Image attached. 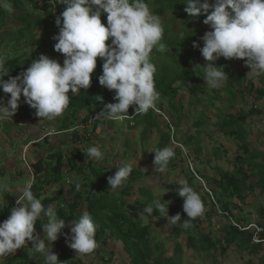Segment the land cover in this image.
<instances>
[{"label":"clouds","instance_id":"1","mask_svg":"<svg viewBox=\"0 0 264 264\" xmlns=\"http://www.w3.org/2000/svg\"><path fill=\"white\" fill-rule=\"evenodd\" d=\"M49 2L54 8L56 0H49ZM59 3L66 7L56 17L55 23L59 31L53 39L56 41L54 50L64 56L63 64L61 65L57 59L41 54L19 75L11 76L6 80L4 77L10 72L5 66V59L0 57V89L5 94H10L6 103H0V115L13 117L23 96L24 103L34 109V115L41 120L53 121L61 117L69 107V93L76 94L80 90L87 91L91 87L92 75L97 68L99 58L103 61L102 74L98 77L99 84L109 91L114 90L116 102L103 104L97 116L113 121L128 122V127L132 129L137 127H133L136 117L147 114L149 110L153 111V116L156 118L159 119L162 116L168 121L162 111L164 108L157 109L156 102L160 94L156 89L154 74L158 66L151 62V55L154 51L161 53L167 51L164 42L166 38L163 39L164 23L162 25L160 18L153 14L146 0H59ZM183 3L186 5L184 11L190 19L203 15L205 16L203 23L210 26V30L203 33L204 29L201 30L197 25L188 22L192 32L194 29L196 33L199 32L198 40L203 41L202 47L199 42L193 41V47L199 49L207 62L203 64L204 74L202 75L207 86L219 89L223 87L228 77L223 66L216 64L221 57L226 60L242 59L245 66L250 68L249 72L257 76L264 75V0H214V2L212 0H184ZM0 9L12 11L7 0H0ZM103 14H107L106 24L101 19ZM169 23L171 21L166 26ZM175 27L170 32L171 36L181 37L182 28L176 30ZM202 27L204 28L205 25ZM109 40L110 43H108ZM161 61L163 65H168L165 59ZM172 63V68L175 69L177 63L176 61ZM98 98L103 103V97L98 96ZM130 106H134L135 112L129 113ZM78 123L68 132L72 133L77 130ZM168 123L170 127H173L170 121ZM59 132L67 133L61 129ZM56 133L58 132H53V134ZM48 134L51 135V132L49 131ZM48 137L46 136L44 140L48 141ZM172 137L173 135L171 140ZM40 141L42 139H37L34 143ZM124 150L127 151L126 148ZM84 152L87 157L86 162L96 161L102 166H105L103 162L108 164L103 161L104 152L98 146H91ZM152 152L155 153L153 163L159 172L164 171L175 157V151L170 147ZM186 156L190 160L188 164L190 174L206 191L210 201V209L205 214L200 195L184 181H180V188L176 190L184 200L183 210L188 217L182 223L180 214L172 211L173 216H169L168 207L166 208L158 200L154 202V206L146 204L151 200L152 194L150 193L145 192L147 196L144 200L138 198L130 204L137 202L138 205H142V214L146 213L149 216H153L154 213L155 215L165 214L162 217H168V221L171 218L174 234H178V224L183 229H189L191 224L188 221L204 214L202 217L204 221L210 218L213 221L216 216L227 221L226 224L230 227L252 234L253 244L264 243V238L261 237L264 228L259 222L249 223L248 219L244 222L238 221L234 217L235 213L233 215L223 209L218 203V197L215 198L213 189L208 185V183L212 184L211 181L216 178L211 179L204 176L195 168L189 154ZM61 160L63 157L58 162H61L64 172L69 173L74 182L68 181V184L76 185L79 190V183L82 182L84 176H77V171L73 173L74 170H71L72 173L69 172V167L67 168ZM258 161H263V159ZM139 169L131 163H125L117 166L116 172L111 170L112 175L108 177V183L112 194L129 177L135 178L133 172ZM244 169L246 170V167ZM248 170L256 171L255 168L247 167ZM252 172L248 171L249 174ZM34 174L32 181L29 179L22 193L17 195L10 216L0 222V257L14 255L18 249L25 248L31 242L35 252L42 255L44 264H60L58 254L52 251V243L59 239L66 224L64 219L58 217L54 205L50 204L45 207L42 201L34 195L32 191ZM79 177H83L81 181H78ZM252 178L257 180L256 176ZM252 178H249L247 183L255 182ZM208 179L211 181L209 182ZM132 187L133 185L123 187L121 194L125 189ZM0 193L14 192L8 185L0 183ZM208 211L211 212L210 218L207 217ZM38 220L45 221L42 222L43 236H40L39 231L35 229ZM97 228V223L88 212H84L72 223L71 236L66 242L71 249L75 250L77 256L91 254L95 251L98 246L95 238ZM199 245H201L200 241ZM29 255L31 256L32 253L30 252Z\"/></svg>","mask_w":264,"mask_h":264},{"label":"rangeland","instance_id":"2","mask_svg":"<svg viewBox=\"0 0 264 264\" xmlns=\"http://www.w3.org/2000/svg\"><path fill=\"white\" fill-rule=\"evenodd\" d=\"M43 4L44 2L41 1L39 6ZM148 4L153 14L160 18L162 25L164 23L166 26L171 21L177 30L181 29L183 24H185L184 20L178 18L171 9H167L163 16H159L155 13L158 4L154 3V0H148ZM11 7L12 11L8 12L9 17L4 24L0 25V57L6 59L9 56L20 55L23 52H27L28 55L35 57L41 49L38 46L28 48L27 45L30 42L25 37L22 38V47L15 53L17 41L14 39V34L24 25L17 17L22 14L23 10L12 5ZM25 8L32 16L44 13L41 9L35 10L30 4H25ZM54 13L57 14L56 11H53L52 14L54 15ZM104 16L106 17L107 14L102 15V20ZM12 17L16 18L12 19ZM172 18L180 20L174 22ZM209 30L210 26L207 25L204 27L203 33ZM31 31L38 38L42 33V28L31 27L29 33ZM30 41L32 42V40ZM202 46L203 41H201ZM198 52H194L191 46L187 49L186 56L191 57L188 67L194 71L203 68V64L207 63L201 52ZM155 53L156 51L153 52V55ZM24 59L26 60L24 62L26 63V69L32 62L28 60L29 57H25ZM164 59L167 61L168 67L171 68L173 63L171 61L170 50L163 53L158 52L152 62L160 68L162 66L161 60ZM227 65L232 69L234 79L237 74L246 70L245 63L242 60L232 59ZM248 77L253 78L256 83L259 82V76L251 72H248ZM205 83L204 78L199 80L200 85L203 86ZM225 85L226 80L220 89H212L206 85L205 90L199 88L193 91L190 88L184 89L180 83H177L175 86L179 90L175 102H177L179 108L178 114L169 106V98L160 96L156 102L157 109L160 108L159 103H162L164 105L162 111L168 118V121L173 124V122L179 119L176 126L175 124H171L173 127L169 126L170 124L165 117L161 116L158 119L155 116L153 118L140 116L137 120L140 122L144 119V122L143 124L140 123L141 125L135 129L129 128L128 122L115 121L113 126H110L111 122L103 121L93 131L92 126L95 124V121L91 120L89 110H86L84 112V119H87V122L84 123L80 119L81 121L78 123L79 128L77 130H81L80 135L82 137L80 141H74L71 132H59L64 114L53 121L23 115L21 113L24 103L22 96L18 110L13 117L0 115V183L8 185L12 192H14L8 194L0 193V210L5 202L15 204L17 195L22 193L23 187L27 184L28 180L32 181V175L35 173L32 165L33 162L36 163L37 160L42 159L45 166L50 169L63 157L61 161L68 168L70 167L68 156L73 158L74 148L80 147L81 152H83V149L87 150L91 146H98L104 152V158H108V164L103 163L110 171L116 172L117 166L125 163H131L142 169L143 175L141 177H129L121 187L116 189L112 196L119 197L123 187L133 185L130 193L124 195L122 198L123 202L126 201L123 208L132 219L142 225L148 224L150 226L151 245L154 247V251L159 252L163 250L165 256L171 257L177 264H248V261L258 262L262 253L258 256H252L247 252L237 251L235 245H232L225 253H221L220 250H217L215 253L212 251L208 253L200 247L199 240H195L194 245L197 246L192 247L186 239L185 230L180 228L177 230L178 234H174V225L171 223V218L168 221V217H162L165 214L155 215L154 213L153 216H149L146 213L142 214L143 212L131 211L128 207L129 203L134 202L138 198L144 200L147 196L144 193L147 192L152 194V196L151 200L146 204L154 206V202L158 200L166 208L168 207L169 216H173V211L176 214H180L183 222L188 217L183 210L184 200L178 195L176 190L180 188V181H184L200 195L205 207L204 214L210 209V201L205 193L206 191L201 188L200 183L193 179L190 174L188 166L190 160L186 154H189V158L194 163L195 168L203 173L204 176L211 179L219 178V173L222 171H233L235 169L236 156L242 152V150L239 151V141L229 137L218 126L221 115L225 116L231 111L227 107L226 102H224V99L227 98V93L224 90ZM252 105L263 109L264 100H256L253 93H251L248 95V104L239 100L233 111L237 112L239 109L247 111L250 110ZM200 117H205L207 122L202 126H195L194 124H196L197 119ZM147 124L149 125L146 126ZM244 127L247 128L250 149L259 150L264 153V114L249 116L244 123ZM144 129L149 132L145 137L142 136ZM49 131L51 135L48 134ZM161 131L170 133L174 137H172V140L165 147H170L174 151L176 150L175 148H178L182 154L180 155L178 151L177 153L175 151V157L171 160L170 165L164 171L159 172L153 163L155 153L152 151L164 148L159 146ZM53 132L58 133L53 134ZM46 136H49L47 138L49 139L48 141L44 140ZM37 139H42V141L34 143ZM187 140L191 142L187 144ZM124 145H127V151L124 150ZM26 146H28L27 149ZM49 156H53V158ZM75 159L79 162L76 156ZM90 161H87V163ZM93 162L92 167L85 170V173L90 174V179H94V172L101 170V164H98L96 161ZM29 166H32V168H29ZM248 171L252 172V170ZM67 175L66 184L60 181L53 185H45L46 196H53L54 193L63 187L66 198L70 201L73 200L74 196L67 191V187L70 185L68 181L70 183L74 182ZM82 178L79 177L78 181H81ZM252 180L255 181L256 178H252ZM208 185L212 189L216 186L214 183L213 185L208 183ZM83 198H80L82 202L81 210L85 211L87 202ZM215 198H217L216 194ZM234 201L238 204V208L234 211L236 216H244L248 219L247 222L249 223L261 221L258 210L261 206H264V194L260 189H257L254 193H248L244 202L236 199ZM64 208L67 210L66 205H64ZM226 222L214 216L213 221L211 218L206 219L200 227L205 231L211 228L212 230L209 229V231L212 232V237L215 239L219 236V233H222L223 227L227 225ZM188 223H190V220ZM39 235L43 236V233L39 232ZM70 236L71 232L68 230L64 241L60 236L57 241L52 243V250H56V242H61L68 248L66 240ZM196 237L198 238L199 236L196 235ZM109 242L110 248L101 246L100 249L97 246L93 253L78 256L77 259L81 261V264H130V257L124 250V244L120 240L112 238L109 239ZM156 244H161L160 249H156ZM178 244H181L180 246L182 247L180 252L176 250ZM26 246L30 250L35 251L32 248L31 242ZM110 250L113 252L112 255L109 253ZM20 253L21 249H18L15 254ZM3 259H0V264H3Z\"/></svg>","mask_w":264,"mask_h":264},{"label":"trees","instance_id":"3","mask_svg":"<svg viewBox=\"0 0 264 264\" xmlns=\"http://www.w3.org/2000/svg\"><path fill=\"white\" fill-rule=\"evenodd\" d=\"M41 1H43L44 4L39 6ZM7 2L13 7H19L23 10L22 14L17 17V19H19L24 25L14 34V39L17 41L15 53L22 47L21 44L23 37L27 38L30 42L29 45H27L28 48L31 46H38L41 51L36 54L35 57L28 55L27 52H23L20 55L9 56L6 58L5 66L10 73L6 75L4 79L7 80L11 76H17L25 70V57H29L28 60L32 62L34 59L38 58L39 55L46 54L51 58L59 60L62 65L64 56L54 50V44L56 41L53 39V36L59 31L55 23L56 17L63 12L66 5L60 4L59 0H56L54 8L49 0H7ZM146 2L148 3V0H146ZM183 2L184 0H154V3L158 4L155 9L156 14L163 16L167 9H171L178 18L185 22L181 29V33L183 34L181 37L178 35L171 36L170 32L173 31L175 26L174 23L171 22L167 26L163 25V39L166 38V40L164 39L166 49L171 51L172 61L174 63L176 61L177 65L175 69L173 68L170 70L172 67L170 68L168 65L162 64L160 68L156 67L157 69L154 74L156 89L160 96L169 98V106L177 114L179 113L177 102H175L179 90V88L175 86L177 83H180L184 89L190 88L193 91H196L199 88L205 90L206 88V84L203 86L199 84V80L203 79L202 75L204 74V67L195 71L190 69L188 65L190 64L189 61L191 57L186 56L187 49L190 46L193 48L194 52L199 53V49L193 47V41L199 42L201 46V41L198 40L199 32L197 31L196 33L195 29L192 32L191 28L188 26V22H192L202 30L204 28H201V26H207L203 23L205 16L202 15L198 18L190 19L188 14L184 11L186 5ZM212 2H214V0H212ZM25 4H30L35 10L41 9L44 13L32 16L25 8ZM53 11H56L57 14L54 13L53 15ZM8 17V11L0 9V25L4 24ZM15 18L16 17H12V19ZM172 19L174 22L180 20L177 18ZM102 22L105 24L107 23L105 16L103 17ZM31 27L42 28V33L38 38L33 31L29 33ZM30 40H32V42ZM109 41L108 43H110ZM157 53L158 52L151 55V62ZM230 61L231 60H226L223 57L216 61V64L218 66H223L224 71L228 74L226 85L224 87V90L227 93V98L224 99V102H226L227 107L231 110L225 116L221 115V120L218 126L222 132H225L229 137L239 141V151L242 150V152L236 156V165L233 171H222L219 173V178H216L213 181L208 179V181H211L212 184L214 183L216 185L213 188V191L218 197L219 205L234 215V209L238 208L234 199H239L244 202L247 194L254 193L256 189H260L264 194V153L249 149L250 143L248 140V132L247 128L244 127V123L249 116L253 114L263 115L264 108L261 109L252 105L250 110L247 111L242 109L237 110V112L233 111L239 100L248 104V95L251 93H253L256 100H264V75L259 76V82L256 83L253 78L248 77L250 68L246 66V70L237 74L234 79L233 71L227 65ZM102 63L103 61L98 58L97 68L92 75V84L87 91L80 90L76 94L69 93L70 104L67 108L68 113H64L63 119L60 123V129L62 131L68 132L75 128L80 119L86 123L87 119H84V112L86 110H89L91 120L95 121V124L92 126L93 131H95L97 126L103 121H109L111 124H108L113 126L115 121L106 119L103 116H97L102 110L103 104L116 102L114 100V90L109 91L99 84L98 77L102 74ZM98 96L103 97V103L100 102ZM9 98L10 94H5L2 89H0V103L6 102ZM159 106L160 108H164L162 103H159ZM21 110L23 115H29L34 118L37 117L34 115L35 110L26 103H23ZM133 112H135L134 106H130L129 113ZM153 114V111L149 110L147 114L138 115L136 119L140 116L153 118ZM136 119L134 120L135 124L133 127L141 125L140 123L143 124L144 119L140 122ZM178 122L179 119L173 122V124L177 125ZM206 122L205 117H200L194 125L202 126ZM148 125L149 124L146 126ZM148 134L149 132L144 129L142 136L145 137ZM72 136L74 141L82 140L80 131L78 130L73 131ZM170 140V133L161 131L159 146L165 147ZM190 142L191 141L187 140V144ZM124 147L127 149V145H124ZM81 151L80 147H76L73 152V158L68 156V160H70V170H76L77 176H84L82 182L79 183V190H77L76 185L73 184H70L67 187V191L74 196V199L71 201L66 198L63 187L58 190V192L54 193L53 196L48 197L45 194V185H53L60 181H63V183L66 184V173L61 166V162L56 163V165L50 169L45 166L42 159L33 163L35 174L32 191L34 195L42 201L45 207L50 204L54 205L57 209L58 217L64 219L66 227L62 230L60 235L62 240L64 241L66 239L65 234L70 230L72 223L84 212H88L98 225L95 238L98 242L99 248L101 246H107L110 248L109 239H118L124 244V250L130 257V264H177L171 257H166L163 250H160L159 252H156V250L154 251V247L151 245L149 226H142L140 223L133 221L130 215L126 214L123 208L126 201H122V196L129 194L130 188L122 191V196H112V189H109L110 185L108 183V177L112 175L111 171L106 166L101 165V170L94 172V179H90V174L85 173V170L92 167L94 162L91 161L87 163L86 153L84 152L86 150L83 149V152ZM175 151L176 153L178 151L180 155L182 154L178 148H176ZM75 156L79 159V162L75 159ZM51 158H53V156ZM259 159H263V161H258ZM107 160L108 159L105 158L103 161L107 162ZM245 167L255 168L256 171L249 174L248 171L244 169ZM67 174L70 175L69 173ZM133 174L134 177L137 178L141 177L143 172L139 169L135 170ZM254 176L257 177V180L253 183H247L248 179ZM192 178L194 179L193 175ZM81 197H84L83 199L87 202L85 211L81 210ZM64 205H66L67 210L64 208ZM12 207H14V205L7 202L2 205L0 210V222H3L10 216ZM213 207L215 208L214 203ZM129 209L131 211L143 212V206L138 205L137 202L134 204L129 203ZM212 211L214 212L213 208ZM210 213L211 212L208 211V218L211 216ZM258 213L261 218L259 224L264 228V206L259 208ZM234 217L242 222L247 219L244 216L237 217L234 215ZM203 221L204 220L201 216L194 220H190L191 227L189 229H183L178 226L179 224L177 225V228L179 227V229L182 228V230H185L186 239L191 246H194L195 240H199L201 242L200 247L208 253L211 251L215 253L217 250H220L221 253H225L232 245H235L237 251L247 252L252 256H258L262 253L258 262L255 263L248 261V264H264V243L253 244L251 242L252 234L241 232L237 228L227 225L223 228L222 235L219 234V236L214 239L212 237V232L208 229L205 231L200 227ZM42 222L45 221L38 220L35 225V229L41 234L43 233ZM196 235L199 237L197 238ZM261 237L264 238V231L261 233ZM55 244L56 250L52 251L58 254L60 264H81V261L77 259L78 256L76 255L75 250L71 249L67 242L66 246L68 248H66L61 242H56ZM180 245L181 244H178L176 246L178 252L182 250ZM155 246L156 249H160L161 247L160 244H156ZM30 252L32 253L31 256L29 255ZM109 253L110 255L113 254L111 250ZM3 264H44V260L40 253L30 250L28 246H25V248H21L20 254H14L4 258Z\"/></svg>","mask_w":264,"mask_h":264},{"label":"built area","instance_id":"4","mask_svg":"<svg viewBox=\"0 0 264 264\" xmlns=\"http://www.w3.org/2000/svg\"><path fill=\"white\" fill-rule=\"evenodd\" d=\"M7 257H8V256H7ZM1 258L3 259V258H6V257H0V259H1Z\"/></svg>","mask_w":264,"mask_h":264}]
</instances>
